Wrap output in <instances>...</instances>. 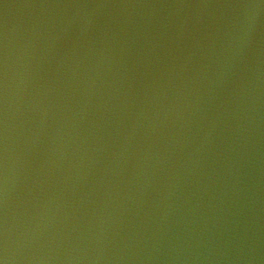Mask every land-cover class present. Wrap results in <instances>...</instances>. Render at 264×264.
Returning <instances> with one entry per match:
<instances>
[{
	"label": "water",
	"instance_id": "95a60500",
	"mask_svg": "<svg viewBox=\"0 0 264 264\" xmlns=\"http://www.w3.org/2000/svg\"><path fill=\"white\" fill-rule=\"evenodd\" d=\"M0 264H264V0H0Z\"/></svg>",
	"mask_w": 264,
	"mask_h": 264
}]
</instances>
